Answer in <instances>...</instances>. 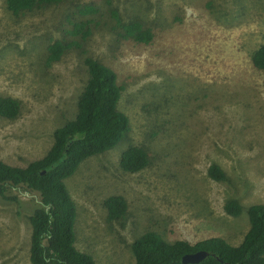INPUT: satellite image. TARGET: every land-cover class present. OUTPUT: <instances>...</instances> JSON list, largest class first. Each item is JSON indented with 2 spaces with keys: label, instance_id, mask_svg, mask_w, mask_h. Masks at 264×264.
<instances>
[{
  "label": "rangeland",
  "instance_id": "1",
  "mask_svg": "<svg viewBox=\"0 0 264 264\" xmlns=\"http://www.w3.org/2000/svg\"><path fill=\"white\" fill-rule=\"evenodd\" d=\"M84 3L101 10L76 14ZM108 3L124 21L140 19L152 42L118 35ZM87 17L98 24L83 46L47 66L48 43L70 39V21ZM263 43L264 0H68L18 14L0 0V95L21 105L17 117L0 116V158L25 166L49 149L53 130L76 113L91 55L116 72L129 128L64 180L76 204V248L99 264H130V243L146 230L169 242L221 236L238 244L247 214H226L225 200L264 203V71L251 64ZM128 144L148 152L140 171L119 166ZM213 162L226 180L208 176ZM110 194L126 199L125 217L106 218ZM8 195L18 201L0 200V264H30L29 215L39 199L20 188Z\"/></svg>",
  "mask_w": 264,
  "mask_h": 264
},
{
  "label": "trees",
  "instance_id": "2",
  "mask_svg": "<svg viewBox=\"0 0 264 264\" xmlns=\"http://www.w3.org/2000/svg\"><path fill=\"white\" fill-rule=\"evenodd\" d=\"M68 0H4L14 14L31 12L47 4ZM112 29L122 38L135 43L150 44L154 33L144 23L134 18L124 21L116 7L108 3ZM83 16L100 12L93 3L76 5ZM67 33L70 39H53L46 47L45 64L59 61L72 47H81L97 26L93 17L71 20ZM87 80L76 103L73 118L56 127L52 144L39 158L25 166L12 165L0 158V200L18 201L8 195L11 188L35 193L39 204L29 215L30 264H99L88 252L75 246L74 224L76 204L67 189L65 179L72 175L79 164L89 156L112 148L129 128L128 116L118 109L122 86L116 72L91 55L84 57ZM251 64L264 71V43L251 55ZM20 101L0 95V116L13 119L20 112ZM149 164L147 150L140 145L128 144L119 155V166L126 172H137ZM215 181L227 179L225 171L215 162L207 169ZM109 221L125 217L127 201L121 194H110L103 199ZM226 214L237 217L243 211L248 218V228L238 244L221 236H210L193 243L176 239L166 241L153 230H146L130 243L133 262L130 264H264V203L243 206L234 197L225 200ZM205 250L208 255L197 263H183L182 255Z\"/></svg>",
  "mask_w": 264,
  "mask_h": 264
},
{
  "label": "water",
  "instance_id": "3",
  "mask_svg": "<svg viewBox=\"0 0 264 264\" xmlns=\"http://www.w3.org/2000/svg\"><path fill=\"white\" fill-rule=\"evenodd\" d=\"M208 255L205 250H198L192 253H185L182 255L181 260L183 263H197Z\"/></svg>",
  "mask_w": 264,
  "mask_h": 264
}]
</instances>
